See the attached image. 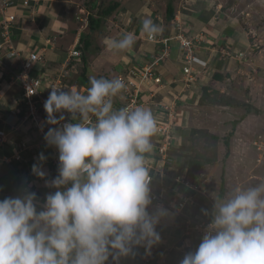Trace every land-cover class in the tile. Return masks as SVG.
Returning <instances> with one entry per match:
<instances>
[{
	"label": "clouds",
	"instance_id": "clouds-1",
	"mask_svg": "<svg viewBox=\"0 0 264 264\" xmlns=\"http://www.w3.org/2000/svg\"><path fill=\"white\" fill-rule=\"evenodd\" d=\"M23 2L30 5V0ZM160 32L153 20L142 21L141 34L150 40ZM135 39L126 33L106 41V46L123 52L133 47ZM78 45L79 41L74 44L76 49ZM19 50L22 54L31 51ZM7 51L4 47L0 53L12 60ZM81 56L82 52L71 61ZM29 59L37 61L35 55ZM197 62L198 55L195 67ZM67 67L75 69L76 63ZM156 85L152 102L144 106L150 108L160 101ZM50 88L44 102L45 123L60 125L65 111L75 122L49 128L44 135L48 146L59 153L58 175L45 179V186L55 191L47 193L43 203L28 189L0 199V264H108L110 258L112 264H120L122 258L134 255L136 247L150 254L155 246L154 264L156 244L161 241L156 228L168 215L165 208L149 211L153 203L149 157L159 132L156 117L143 106H114L113 98L126 88L119 77L91 75L83 92ZM57 113H61L59 118ZM38 159L44 162L47 157L41 153ZM32 172L40 178L47 176L39 163L33 164ZM214 200L201 242L180 264H264V181L237 184Z\"/></svg>",
	"mask_w": 264,
	"mask_h": 264
},
{
	"label": "rangeland",
	"instance_id": "rangeland-1",
	"mask_svg": "<svg viewBox=\"0 0 264 264\" xmlns=\"http://www.w3.org/2000/svg\"><path fill=\"white\" fill-rule=\"evenodd\" d=\"M86 1L90 2L91 0H84V2ZM114 1L116 0H101V2H103V6H107L108 4ZM169 1L170 0H121L122 6L119 9L120 14H122L121 21L123 23V20L125 19V23H126L127 14L128 16H130L131 14H134L132 16H135L134 19L133 17L130 19L129 21L130 25H133L135 19L136 18L139 19V17L142 19V21L144 19L153 20V18H156V20L159 21L158 23L162 25L161 32H160L162 37L160 38H166V37L175 38V39H167V40H170L169 43L171 42V40H174L177 44L180 45L181 55L183 54V48H182L180 41L177 42L176 36L178 35V33H180L182 29H185L186 36H188L187 34L190 32V27L188 26L187 22L183 19V16L186 13L189 14V12L191 11L193 12L203 11L205 14V17H208L207 18L208 20L210 19L213 20L212 28L215 31L214 32L215 39L216 38L220 39L223 37V35H226L225 41L227 44L220 46V48L218 49V54L219 56L220 55L224 56L225 60H227L224 62L225 63L224 71L226 73L227 72L229 73L225 74L224 72V75H225L224 80H219L215 77V74L218 72L216 71L210 72L211 70H208V68L206 67L204 68V70L199 69L201 71H199L200 75L198 77V80L200 76L205 77V75H207L210 72L208 77L206 79L204 78L206 81L207 79L210 81H207V83L204 86H207L210 92H212V90H215V89L222 91L224 88L228 92L233 87V90H236V91L234 92V94L233 93L232 94L234 97L237 98L236 100H240L239 104L236 106H225L223 105L224 102L219 97H217V100H216L217 103L215 104H211L210 101L208 102L205 101V103L201 104L200 97L202 95V89L204 86L202 87V89H199L200 95L198 93H195L196 94L195 98H194V95L190 96V98L188 97V99L186 100V103L189 104L190 106L187 107L186 109H183L184 115H185L184 119H183V112L179 114V117H178L179 123L176 128V138L174 139V142L172 144V146L176 144L184 148L183 152L186 153L184 155L186 159H184L182 163H178V159L176 161V154L172 152L171 154L172 157H173V154L175 155L174 156L175 158L173 157L175 163L172 162L175 166L169 168L171 173L168 174L170 176H175L177 174L182 173L181 176H184V177L186 176V179L190 180L191 183L193 184V179L191 178L193 176L188 177V173H187L188 170L183 169L182 168L183 165L185 166L186 164L188 165L189 159L197 156L199 153H203L206 156H211L213 158L216 157L217 160H215L214 162L210 164L204 165L201 169H199V171H196V174L194 176V178L197 180L196 183L201 184V187H199V190H198V192L201 193L199 194V199H201L200 198L201 196L204 198L206 196L204 193L202 194L201 190H203L204 192L206 191V194L208 196L207 197L208 202L215 203L214 196L218 197V196L225 195L237 184L247 186V185L258 183L260 181H264V146H263V143H264V87L261 86L258 89V91H255V89L251 87V85L253 84L256 85L258 81L262 82L261 77L262 76L264 77L263 75L264 65L260 68V67H257L253 63L252 64L247 63L248 60L246 62L245 51L243 49H241L244 51L243 54L242 53L237 54L236 50H232V51L230 50V52L228 51V47L231 46L228 43L230 41V39L228 38H233L234 33H235V37L237 38L236 39L237 44L241 43L239 45L240 48L242 47L244 49H248L246 51L247 54L248 52L252 54H257L258 52L260 53L262 49H264V0H172L174 3L175 9H176V15L174 19H169L167 17V4ZM81 2L80 3L78 2V3L82 4ZM101 8L102 6L96 8L95 10H93V13L96 15H99ZM10 10L9 9L7 10L8 14L11 13ZM117 11H115L109 17L103 18V19H106L105 22L107 24L109 23V21L112 19V16ZM138 11H141L140 14L141 13L142 14L139 15ZM83 16L82 18H84V20L80 18L78 19L76 18V21L81 20V22L79 21L77 22L79 26L82 23H88V19L86 17L87 15L85 17ZM220 21L223 22L224 27L220 25L219 23ZM153 22L157 24L156 21L153 20ZM52 23L53 21L50 20L49 24L47 25L44 24L43 28L41 29L40 27L38 31H41V34L45 33L46 35H49L50 37L53 38L55 34L57 35V33H54L52 31L51 29ZM112 25L113 24H109L103 27V22H101L100 27H103V28L100 30L98 29V31L96 30V28H98L97 26L94 27L95 29H91L90 27L88 28L89 31L94 30L93 32H91V34L94 35V37L96 36V40L97 42H99L98 46L100 48L97 51L94 49H90V56L93 61H94L95 56L99 54V51L101 54V52L104 50V47H106V41L112 39V37L117 36L116 32L113 33L112 31V28H113ZM132 27L133 26H130V28ZM222 27L227 28V34L222 32L223 34L222 35L220 33L219 29H221ZM230 28H232L233 31H230ZM86 33H87V30H85L84 34ZM163 33H168V34H163ZM33 34H35V32H33ZM74 34H75L74 30H71V29L67 30L65 28L64 39L59 40V43L62 46H64V50H67V51L69 50L70 44L72 43L73 38H74ZM136 34L137 33H135V35ZM205 34H206V31L201 30L200 32L194 33L193 34L194 36H191V35L189 36L190 38H195V40L197 38L199 40L198 44H196L197 41L195 42L196 47L194 51L199 52L200 49L203 48L202 43L207 41V40L205 41L206 39ZM160 38L156 37V39H160ZM140 39L142 42H145V43L152 42L154 44H159L156 42V39L150 40L147 36H142V37L140 36ZM23 41L26 43L25 39ZM18 45H20V42L18 43ZM144 45L146 44H143V46ZM170 47H171L170 56L167 58V60L172 57V46ZM130 51L131 50L123 51L122 54L119 51V53L113 55V57L111 58L112 61L110 60L108 61L109 64L103 65L104 67L103 69H101V71L106 69L105 70L106 75L104 74L105 78H109V79L116 78L117 77L116 72L118 73V69H121V67H118V66H121L122 64L127 63V65H133V66L137 64L138 66H141L144 68L148 67L147 63L144 62V60L140 57V52L137 53V51L134 52V50H132V52ZM129 53L133 57L128 56ZM142 53H144V51H142ZM5 55L6 54L3 52L0 53V58H4L5 61L9 60L7 56ZM85 56L87 57L88 62H89V54L87 53V55ZM60 57L61 56L59 54L58 58L56 59V62L60 59ZM14 59L18 60V58L16 57L12 58V60ZM102 59L103 58L100 57L98 62L100 63ZM237 59H239V62ZM73 62L76 63V66H77L78 63H81L83 61L80 59V60H74ZM35 68L36 66H34V68L31 71L32 76H37L42 72V70H36ZM76 69L79 72L78 74H80V72H82L81 70L82 65L80 67L77 66ZM123 70L127 71L129 70V68L126 66V69H123ZM123 70H120L119 72L121 71L123 72ZM181 72H182V69H181ZM67 75L68 73L66 74V76ZM104 75L102 77H104ZM66 76L64 77V81L68 85L69 82ZM228 77H230L229 81H227ZM246 81L251 82V84H247ZM263 82H264V78H263ZM169 93L163 95V97H166V98L165 99L162 98L160 101L167 102L168 100H172L173 93L172 94L171 93L169 94ZM251 94H253L254 96L253 95L251 96ZM191 98H193L194 100H191ZM189 99H190V103H189ZM114 100L118 101L116 103L117 106L125 105L127 103L125 92L122 91L120 94H118L117 97L114 98ZM160 101L154 102L155 105L159 104ZM249 101L252 105H254L256 109H258V111L256 110L247 111V108H246L247 103L245 102H249ZM149 109L150 110L154 109V107H150ZM187 121H191L190 125L184 129V125L186 124ZM242 121H246L247 123L252 124L251 132L254 131L252 136L255 135V137L251 139L254 144L250 140L248 148L244 150L245 151L244 153L241 152L240 150L241 143H237V144L233 143L234 136L236 135V132L238 130L237 122H242ZM49 127L51 126L47 124L46 128H49ZM194 128L207 129L208 131H210V133H215L216 135H218L220 139L217 142L213 140V138H211L212 136L209 135L208 132H203V133H200L199 135H196L198 136V138L195 141V139L192 138V134H191ZM33 131L35 135L37 133V130L34 129ZM182 133H185V134H182ZM225 139H229L231 143L229 154H227V149H226V145L224 142ZM255 142H257V144H255ZM153 144H154V150L156 149L157 151L156 154L158 155L157 148L162 144L161 134L158 133L153 138ZM38 150H40L41 152H45L48 155L50 153L52 154L49 148H44V147L39 146ZM28 153H29V150H28ZM233 154L236 158L238 157L237 154H241L243 157L247 155V158L248 156L249 157L252 156L254 160L250 161V158L248 160H244L240 158V159L231 161ZM151 156L152 154L150 155V157ZM25 158H27V156L24 157V159L20 161H16V162L20 164H24L23 161L26 160L25 161L26 165H29L33 161L35 162L33 164H37V160H33L32 162H30V161H27L28 159H25ZM45 162H48V161H45ZM159 163L160 162H157V164ZM47 168L51 169V173L46 179L51 180L55 178V176L51 175L54 170L58 169V165L54 163V160L47 165ZM173 168H175L177 172H175ZM12 170H13L12 166L7 165L6 163L2 164V169L0 168V174L3 175V177L0 176V199H4L5 197H8V196L15 197V196L20 195L21 192L19 193L18 190H15L13 192L14 189L20 188V187H15L13 183L19 182L18 179L22 180L20 182L24 183L23 181L24 177L25 176L28 177L26 175V170L24 169V167L21 168V170L18 172V174L16 173V175L11 173ZM153 170L154 169H152V171ZM181 170L183 172H180ZM231 171H232L233 177L229 178L227 174ZM223 176H224L225 182H222ZM28 178H31V177H28ZM204 182H205V186H204ZM228 184H229V187H228ZM33 188H35L34 192H36L37 189L39 190L36 192L38 199H41L43 194L45 198V195L49 193L48 189H44V191H41L43 189H40L37 183L36 185L35 184L33 185ZM44 198L42 199L43 201H44ZM211 203L210 204L208 203V204L209 206L213 208L214 205H211ZM196 204H198V202ZM195 208L196 210L193 212L194 214H199L200 212H202L203 214V211L198 210L197 206ZM184 210H187V209L185 208ZM194 214L193 215L188 214L187 216L195 218ZM186 226L187 225H186V220H185L184 229L187 234L188 230Z\"/></svg>",
	"mask_w": 264,
	"mask_h": 264
},
{
	"label": "crops",
	"instance_id": "crops-1",
	"mask_svg": "<svg viewBox=\"0 0 264 264\" xmlns=\"http://www.w3.org/2000/svg\"><path fill=\"white\" fill-rule=\"evenodd\" d=\"M83 1V2H81ZM121 1V0H120ZM81 2L82 4H79ZM103 5V2L101 0H91L90 2L84 0H30V5H25L23 0H9V4L6 6L11 11V13L16 14V22L14 23V39L13 43L15 47H18L19 49H22L24 53H27L26 51L28 49L30 50H39L45 53V58L43 61H40L36 65V70H42V72L37 75V76H44L46 78H54L58 74H63L65 72L68 73L66 76L68 78V88H75L78 91H85L86 88L89 86L84 80L82 76V72L78 74L79 72L77 71V66L80 67L82 65L83 70V62L78 63L76 68H70L67 67L68 65V58H69V50H71L74 46V44L79 41V44L83 43L81 42V35H84L85 30H87L88 37L92 39V43L90 47L87 48V50H82L79 49L82 54L87 53L89 54V65L87 69L86 75L89 77L93 74L96 77H102L105 74V70L101 71L103 69V65L109 64V60L112 61V57L114 54L119 53L116 50L109 49L107 46L104 47V50L101 52L99 51V54L95 56L94 61L91 59L90 56V49L94 50H99V42L96 40V36L91 34L94 30L89 31V22L88 23H82L80 26L78 25V21L81 22V20H77L76 18H80L84 20L83 17H89L90 14H94L93 10L96 8L100 7ZM122 6V5H121ZM121 8V7H120ZM119 8V9H120ZM6 9V13L7 10ZM118 11L112 16V19L109 21L107 24L105 22L106 19H103V27L109 24L112 25V31L113 33L116 32L117 36L112 37V39H120L125 35L126 33H132L135 36V44L133 47L129 50L132 52V50L140 52V57H142L143 53L142 51H147L148 49L153 51V46L152 42H142L140 39V36H146L141 34V27H142V19L139 17L135 19L134 24L130 25L129 21L130 19L135 16H132L134 14H131L126 18V23L125 19L123 20V23L121 21L122 14H120V11ZM139 12V13H138ZM137 13L139 15L141 11H138ZM8 14V13H7ZM208 17H205V14L203 11L199 12H189V14H184L183 19L187 22L188 26L190 27V32L191 36H194V33L200 32L201 30L206 31V42H203V48L200 49V51L197 53L198 55V62L196 63V67L199 69L204 70V68H208V70L220 72L224 74V69H225V58L224 56L218 54V49L220 46L227 44L225 41V36L223 33L227 34V28H223V22L220 21V25L223 27L220 30V33L223 35L222 38L220 39H215V34L214 30L212 28V19L208 20ZM52 20L53 23L51 25V29L55 34L54 37H50L49 35H46L45 33L41 34V31H38L41 27L43 28V25L49 24V21ZM154 21L157 22V25L162 28V25L159 24L158 20L156 18H153ZM211 23V24H209ZM130 26H133L130 28ZM232 26V25H231ZM230 26V27H231ZM103 27H98V29H102ZM65 28L67 30L71 29L74 30V38L72 43L70 44L69 50H64V46H62L59 43V40L64 39V30ZM233 28V27H232ZM230 28V31H233V29ZM85 29V30H84ZM225 31H224V30ZM105 30V29H103ZM213 30V31H211ZM35 32V34H33ZM39 32V33H38ZM86 33V34H87ZM98 33V32H97ZM135 33H137L135 35ZM163 34H168V33H163ZM41 35V36H39ZM232 37V35H231ZM71 38V36H70ZM26 40V43L23 40ZM215 39V40H213ZM222 39V40H221ZM230 41L228 42L229 45H231L232 50L236 51H241L243 49L245 51V59L247 63H253L257 67H262L264 65V49L258 52L257 54H252L248 52V49L240 48V44H237V38L235 37V33L233 34V38H228ZM20 42V45L18 43ZM29 42V43H28ZM213 43V44H211ZM143 44H146L143 46ZM31 45V47H30ZM103 45V44H102ZM172 46V56L174 58H170L165 61V63L161 67V72L162 76L164 78L163 85H156L155 86V92L157 93L156 98L157 100H161L163 95L170 93H176L178 89L182 86V72H181V52H180V45L171 40ZM7 47V46H6ZM83 47V46H82ZM98 47V48H97ZM144 48V49H143ZM171 48V47H170ZM215 48V49H214ZM126 50V51H129ZM122 54V52H120ZM60 54V59L56 62V59L58 58ZM132 54V53H131ZM112 55V56H111ZM130 55V53L128 54ZM101 58L102 61L99 63L98 60ZM133 57V56H132ZM71 59V58H70ZM82 60V56H81ZM93 62V63H92ZM7 63L11 64L12 66L16 64V60H8ZM105 63V64H104ZM205 63V64H204ZM205 67H204V65ZM93 65V66H92ZM127 66L126 64H122L121 67ZM70 68V69H69ZM206 70V69H205ZM122 72V71H121ZM210 72L205 75V77L200 76L198 82L194 84V87L190 88L187 91L188 97L193 96L195 98V93H199V89H202V87L207 83V81H210L207 79L205 80ZM119 73V69H118ZM229 73V72H227ZM225 72V74H227ZM106 75V74H105ZM104 75V77H105ZM117 75V73H116ZM258 75V74H257ZM264 75V72H263ZM80 76V77H79ZM205 78V79H204ZM262 82L258 81L256 85H251L255 91H258V89L263 86L264 87V82H263V76ZM166 80V81H165ZM230 80V77L227 78V81ZM244 82V81H243ZM247 84H251V82L246 81ZM166 91L163 93V91ZM169 91V92H167ZM222 91H226L225 88ZM236 90H233V87L230 91V94H234ZM169 93V94H170ZM258 93V92H257ZM232 94V95H233ZM22 95H23V88L20 85V83H10L6 79H0V136L3 137L4 142H0V168L2 169V164H7L12 166V171L14 175L21 170V168L24 167L26 170V175L28 177H24V183L20 182L22 180H19V182L13 183L15 187H20L16 188L13 190H18L20 193L22 189H28L29 191H35V188H33V185L37 183V185L40 187V189H43L41 191H44V189H48L49 192L55 191V189H51L45 186V179L49 176L51 173V169L47 168V165L51 163L54 160V163L58 165V156L59 153L57 152V155L54 154L53 146H48L46 144V141L44 139V136H42L38 130L37 133L34 135V129H36L32 124L29 122H24L23 121V116L25 114V109L22 104ZM253 94H251L252 96ZM198 96V95H197ZM254 96V95H253ZM114 99V98H113ZM191 100H194L191 98ZM118 101L114 100V106H117ZM190 103V99H189ZM185 107H189V104H184ZM151 105L150 107H152ZM145 108H148V105L143 106ZM188 112V111H187ZM188 118V117H187ZM191 121H187L186 124L184 125V128H187L190 125ZM252 124L247 123L246 121L242 122H237V132L236 135L234 136V142L233 143H241L240 144V150L241 152H245L244 150L248 148V145L250 143V140L255 137V135L252 136L253 132H251ZM250 130V131H248ZM21 141H27L28 145L30 146L29 153L27 154L28 159L27 161L32 162L33 160H37V164H42L43 165V170L47 173V176L45 178H40L36 175L33 174L32 172V166L34 161L30 163L29 165L25 164V161H23L24 164H20L16 162L14 159H12V155L14 152V149L21 145ZM252 142V140H251ZM253 143V142H252ZM254 144V143H253ZM46 145V146H45ZM44 147V148H51V152L49 156L47 157L48 154L45 152H41L38 150V147ZM264 146V143H263ZM234 151V150H233ZM43 153L45 157H47L46 161L48 162H41L39 161L38 157L39 155ZM238 157L236 158L233 154L231 161L237 160V159H244L248 160L250 158V161H253L252 156L247 155L243 157L241 154H237ZM33 156V158H32ZM36 156V157H35ZM11 158V161L7 160L6 158ZM52 159V160H51ZM22 162V161H21ZM8 174V173H7ZM56 177L58 175V170H54L53 173L51 174ZM0 176L3 177V175L0 174ZM229 178L233 177L232 171L227 174ZM36 179H35V178ZM28 178V179H27ZM36 180V181H34ZM50 180V179H49ZM197 180L193 181V184L201 187L200 183H196ZM28 183V184H27ZM34 183V184H33ZM11 185V184H10ZM205 186V182H204ZM229 187V184H228ZM188 190V189H187ZM37 191H39L37 189ZM36 191V192H37ZM202 194L204 193L206 196L200 197L199 199V194H201L198 191H193L189 189L188 192H191L194 196V199H196L194 204L188 203L186 205L187 210H183L185 214H194L193 212L197 209L200 211L199 214H194L195 218L201 219V220H206L210 222L211 220V212H212V207L209 206L211 202H208V196L206 194V191L204 192L203 190ZM44 194L41 197V199H38L40 203H43ZM198 202V204H196ZM209 203V204H208ZM211 205H214V203H211ZM165 208V207H163ZM168 210V215L163 217L160 221V223L157 225L156 230L160 233L161 236V241L160 243L156 244V249H157V254L154 258V264H180V261L183 259L184 255L188 253L189 251H194L199 243L201 242L202 237L200 235L195 234L194 236L188 235L185 232L184 229V223H185V216L184 215H178L175 213L172 209L170 208H165ZM156 208L151 205L149 208V211H155ZM202 214V215H201ZM144 251L142 246H138L135 248L134 255H130L128 257L122 258L120 264H142V252ZM111 258L108 262V264H111Z\"/></svg>",
	"mask_w": 264,
	"mask_h": 264
},
{
	"label": "built area",
	"instance_id": "built-area-1",
	"mask_svg": "<svg viewBox=\"0 0 264 264\" xmlns=\"http://www.w3.org/2000/svg\"><path fill=\"white\" fill-rule=\"evenodd\" d=\"M9 4V0H0V51L5 45L8 46L7 55L10 58H18L15 65L7 64L0 58V79L7 80L10 83H20L23 88L22 104L25 109V114L23 116L24 122H29L32 124L41 135H45L49 128L60 127L66 122H75L72 120L71 113L65 111L63 115L65 120L61 121L60 125H50L51 127L46 128V117L47 113L44 109V102L48 98L51 92L52 86L62 87L64 91H68L67 83L64 81V77L67 72L63 74H58L54 78H46L44 76H32L31 71L40 61L45 57V53L42 51L31 50L27 54H22V52L12 44L11 40V22L14 20V16H7L4 9ZM156 39V38H155ZM167 39H172V37L156 39V42L163 44V48L159 53L152 55V60L147 63L148 67L144 68H129L127 71H123L117 77L121 78L125 84L126 88L123 90L126 94L125 105L115 106V107H136L144 106L148 102H152L154 97V91L150 89L156 84H162L163 79L160 73L156 72L157 67L164 63L170 56V44ZM176 39H179L182 48V73H183V84L178 91L174 94L172 100L167 102H159L160 108L157 110L158 114L156 119L159 126V134L162 135V144L157 148V151L153 150L152 156L149 158V167L154 169L152 172V205L158 208H170L179 215L184 214L188 203L194 204L196 199L189 189L193 191H198V186L191 183L190 180L186 179L181 174L175 176H169L166 169L167 166L171 165L173 160L170 154V148L176 138V128L178 125V111L177 105L180 99L187 92V89L194 85L198 80L199 70L195 67V62L197 60V55L195 47L199 40L196 38L197 43L195 44V38H188L184 33L183 29L178 33ZM80 51L73 47L70 51L68 62L70 63L71 57H76L80 55ZM35 55L37 61L33 62L29 58ZM141 67V66H140ZM150 90L151 93L146 95V92ZM31 93V94H29ZM57 118L61 113H57ZM0 142H4L3 137L0 136ZM23 148L18 146L14 149L12 158L16 161L24 159L28 154V149L30 146L27 141H21L20 143ZM27 151L24 152L23 150ZM58 150L54 148V154L57 155ZM158 157L160 162L157 164L156 158ZM11 161V158H6ZM157 164V165H156ZM174 181V183H173ZM188 189V190H187ZM187 234L194 236L195 234L203 236L210 222L206 220H198L196 218L188 217L185 215ZM155 246L152 247L151 253L147 254L144 250L143 262L144 264H152V258L155 254ZM112 264V263H111Z\"/></svg>",
	"mask_w": 264,
	"mask_h": 264
},
{
	"label": "trees",
	"instance_id": "trees-1",
	"mask_svg": "<svg viewBox=\"0 0 264 264\" xmlns=\"http://www.w3.org/2000/svg\"><path fill=\"white\" fill-rule=\"evenodd\" d=\"M121 5H122V2L120 1V0H116V1H114V2H112V3H110V4H108L107 6H103L102 5V8H101V11H100V14L99 15H96V14H90L89 15V17H88V22H89V24H88V26L91 28V29H95L94 27L95 26H97V27H100V23L103 21V18L104 17H109L110 15H112L115 11H117L120 7H121ZM175 15H176V9H175V6H174V3H173V1L172 0H170L169 2H168V4H167V17L169 18V19H174L175 18ZM14 29H15V27L12 25V28H11V31H12V38L14 39ZM90 35V34H89ZM89 35H87V34H84V35H81V42L83 43V45L82 44H79L78 45V49H82L83 51L84 50H87V48L88 47H90V45H91V43H92V39H90L88 36ZM188 36H190L191 35V32H189L188 34H187ZM157 37H162V35L159 33L158 35H157ZM152 44H154V43H152ZM83 46V47H82ZM163 48V44H154V46H153V51H151V49L149 50H147V51H145V53H143V55H142V59L144 60V62H146V63H148V62H150V60H152V55L153 54H156V53H159L160 51H161V49ZM198 53V52H197ZM86 54L85 53H83L82 54V61H83V70H82V76H83V80L89 85V77L86 75V73H87V69H88V65H89V63H88V59H87V57L85 56ZM171 58H174L173 56L171 57ZM246 58V57H245ZM238 60V59H237ZM74 60H72L71 62H70V66H71V64H72V62H73ZM238 62H239V60H238ZM74 63V62H73ZM118 67H121V66H118ZM127 67L128 68H142V67H140V66H138L137 64H135L134 66L133 65H127ZM161 67L162 66H158L157 67V70H155L156 72H161ZM123 69H126V66H124V67H121V69H119V71L120 70H123ZM161 69V70H160ZM124 72H125V70H123ZM117 73V72H116ZM120 73H123V72H119V73H117V76L120 74ZM162 73V72H161ZM215 77L217 78V79H219V80H224V78H225V75L224 74H222V73H220V72H218V73H216L215 74ZM117 78V77H116ZM151 91H153L152 89H150ZM163 91V90H162ZM150 91H148V93H149ZM165 91H163V93H164ZM177 92V91H176ZM172 94V93H171ZM175 94V92L173 93V95ZM172 95V96H173ZM217 97H219V98H221L222 99V101L224 102L223 103V105H225V106H236V105H238L239 104V101L240 100H236L237 98L236 97H234L232 94H230V92H227V91H220V90H212V92H210V90H209V88L207 87V86H204L203 87V89H202V95H201V97H200V103L201 104H203V103H205V101H210L211 102V104H215V103H217L216 102V100H217ZM190 98V97H189ZM186 99H188V94H187V92L185 93V95L183 96V99H180L179 101H178V105H177V111H178V115L181 113V112H183V119H184V110L183 109H186V107H185V105H183V103L184 104H186ZM242 103V102H241ZM245 103H247L246 104V108H247V111H254V110H256V111H258V109H256L255 107H254V105H252L251 103H250V101L249 102H245ZM181 106V107H180ZM152 107H154V109H151V111L153 112V114H154V116L156 117V115L158 114V112L156 111V109H158V106H152ZM180 107V108H179ZM185 129V128H184ZM37 130V129H36ZM182 132H184V131H182ZM203 132H208V134L209 135H211L212 137L211 138H213V140H215V141H219V139H220V137L218 136V135H216L215 133H210V131H208L207 129H200V128H194L193 130H192V138H194L195 139V141L197 140V138H198V136H196V135H199L200 133H203ZM182 134H185V133H182ZM225 145H226V149H227V154H229L230 153V145H231V143H230V140L229 139H225ZM179 144V143H178ZM19 148H23L22 147V145H19L18 146ZM50 149V151H51V148H49ZM184 148H182V146H180V145H176V144H174L173 146H171V148H170V154H172V152L174 153V154H176V161H177V159H178V163H182L183 162V160L184 159H186V157L184 156L186 153H184L183 150ZM24 152H26L27 150L26 149H24L23 150ZM155 152H156V149H155ZM173 154V157L175 156ZM226 154V155H227ZM49 155H47V157H48ZM175 158V157H174ZM156 159H158V157L156 156ZM174 160V159H173ZM215 160H217L216 159V157H211V156H206L205 154H203V153H199L197 156H195V157H192L191 159H189V162H188V165L186 164V166L185 165H183V169H187L188 170V177H191V176H193V177H191L192 179H193V181L194 180H196L195 178H194V176H195V174H196V171H199V169H201L204 165H206V164H210V163H212V162H214ZM174 163H175V161H173ZM173 166H175L173 163L171 164V165H169V166H167V169H166V171H167V173L168 174H170L171 172H170V170H169V168L170 167H173ZM174 169V171L175 172H177V170L175 169V168H173ZM180 172H183L182 170L180 171ZM182 174V173H181ZM170 176V175H169ZM185 178H186V176H185ZM222 182H225V179H224V176L222 177Z\"/></svg>",
	"mask_w": 264,
	"mask_h": 264
},
{
	"label": "bare ground",
	"instance_id": "bare-ground-1",
	"mask_svg": "<svg viewBox=\"0 0 264 264\" xmlns=\"http://www.w3.org/2000/svg\"><path fill=\"white\" fill-rule=\"evenodd\" d=\"M6 9H8V8H5L4 9V11H5V14L7 15V16H11V15H13L14 16V20L11 22V28H12V25H14V23L16 22V20H17V18H16V14H14V13H10V14H7L6 13ZM0 17H1V15H0ZM12 32V31H11ZM188 38H190L189 36H188ZM172 39H175V38H172ZM11 40H12V44L14 45V43H13V38H12V33H11ZM174 41V40H173ZM197 40H195L194 39V42H196ZM175 42V41H174ZM177 42H179V40L177 39ZM169 44H171V42L169 43ZM8 47L9 45H5V47ZM230 50L232 51V48H231V46H229L228 47V51L230 52ZM237 52V54H239V53H244V51L243 50H241V51H236ZM239 60V59H238ZM241 61V60H240ZM69 85H67V87H68ZM68 90H69V88H68ZM156 161L158 162L159 161V159H156Z\"/></svg>",
	"mask_w": 264,
	"mask_h": 264
}]
</instances>
